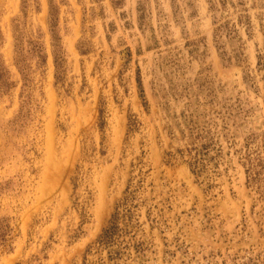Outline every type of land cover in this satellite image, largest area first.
Returning <instances> with one entry per match:
<instances>
[{
	"label": "rangeland",
	"instance_id": "rangeland-1",
	"mask_svg": "<svg viewBox=\"0 0 264 264\" xmlns=\"http://www.w3.org/2000/svg\"><path fill=\"white\" fill-rule=\"evenodd\" d=\"M0 264H264V0H0Z\"/></svg>",
	"mask_w": 264,
	"mask_h": 264
},
{
	"label": "bare ground",
	"instance_id": "bare-ground-1",
	"mask_svg": "<svg viewBox=\"0 0 264 264\" xmlns=\"http://www.w3.org/2000/svg\"><path fill=\"white\" fill-rule=\"evenodd\" d=\"M45 147H46V146H45ZM47 149H48V148H47ZM47 149H46V150H47ZM47 151H48V150H47ZM47 156H49V155H47ZM46 159H47V158H46ZM46 159H45V160H46ZM47 161H48V159H47ZM47 161H46V163H47Z\"/></svg>",
	"mask_w": 264,
	"mask_h": 264
}]
</instances>
